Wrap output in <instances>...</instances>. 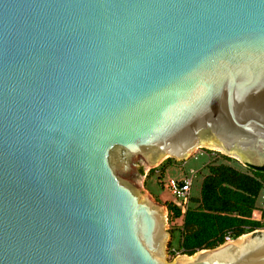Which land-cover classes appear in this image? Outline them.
Returning <instances> with one entry per match:
<instances>
[{
    "label": "water",
    "instance_id": "95a60500",
    "mask_svg": "<svg viewBox=\"0 0 264 264\" xmlns=\"http://www.w3.org/2000/svg\"><path fill=\"white\" fill-rule=\"evenodd\" d=\"M210 140L264 166V0H0V264H264L165 261L136 178Z\"/></svg>",
    "mask_w": 264,
    "mask_h": 264
},
{
    "label": "trees",
    "instance_id": "16d2710c",
    "mask_svg": "<svg viewBox=\"0 0 264 264\" xmlns=\"http://www.w3.org/2000/svg\"><path fill=\"white\" fill-rule=\"evenodd\" d=\"M263 186L264 166L246 163L245 170H240L223 162L207 165L199 195L191 198L193 206L184 214L170 202H164L168 214L181 218L180 238L174 251L192 255L224 243L226 233L236 239L261 228V221L252 219V212ZM261 215L264 216V207ZM168 247L171 248L170 244Z\"/></svg>",
    "mask_w": 264,
    "mask_h": 264
},
{
    "label": "rangeland",
    "instance_id": "374dc122",
    "mask_svg": "<svg viewBox=\"0 0 264 264\" xmlns=\"http://www.w3.org/2000/svg\"><path fill=\"white\" fill-rule=\"evenodd\" d=\"M221 162L228 163L240 170H245V163H247V161H245L240 154L236 152L227 153L220 143L213 140L201 142L200 147L196 149V151L186 160L179 161L164 155L153 165H148L143 161L142 168L136 178V183L139 187L137 195L139 199L148 197L154 202L164 206L163 212L164 216H166L165 230L172 231V234L169 231L170 236L166 245L165 261L173 262L176 258L186 254H180L178 251H174V249L177 248L180 238L179 229L181 225V218H173L171 215H168L167 207L165 206L164 202L171 201L173 196L167 189L162 187L159 180L165 176L175 178H182L184 176L192 177L190 195L197 197L199 195L201 179L207 173V165L218 164ZM151 168L154 169L153 173L149 172ZM190 205L193 206L192 203ZM263 207L264 186L261 189L260 195L257 199L255 210L261 212ZM259 221H261L263 226L259 229H255V232L264 229V216L261 215V219ZM251 232H246L237 238L239 239L244 235L248 236L251 234ZM238 239L236 241H238ZM168 244H170V249ZM199 251L188 256H195Z\"/></svg>",
    "mask_w": 264,
    "mask_h": 264
},
{
    "label": "built area",
    "instance_id": "2783aa9c",
    "mask_svg": "<svg viewBox=\"0 0 264 264\" xmlns=\"http://www.w3.org/2000/svg\"><path fill=\"white\" fill-rule=\"evenodd\" d=\"M159 182L161 183L162 187L167 189L173 196V199L169 202L174 207L180 209L181 213L184 214L186 209L190 206L191 198L193 197L190 195L192 177L184 176L182 178H175L165 176L164 178H161ZM252 219L259 221L261 219V212L253 210ZM231 240H233V238L231 237L230 233H226L224 235V241L226 242Z\"/></svg>",
    "mask_w": 264,
    "mask_h": 264
},
{
    "label": "bare ground",
    "instance_id": "6f19581e",
    "mask_svg": "<svg viewBox=\"0 0 264 264\" xmlns=\"http://www.w3.org/2000/svg\"><path fill=\"white\" fill-rule=\"evenodd\" d=\"M247 238V235H244L238 239V242H243Z\"/></svg>",
    "mask_w": 264,
    "mask_h": 264
},
{
    "label": "flooded vegetation",
    "instance_id": "af4514ba",
    "mask_svg": "<svg viewBox=\"0 0 264 264\" xmlns=\"http://www.w3.org/2000/svg\"><path fill=\"white\" fill-rule=\"evenodd\" d=\"M138 169H140V163H139V168Z\"/></svg>",
    "mask_w": 264,
    "mask_h": 264
}]
</instances>
